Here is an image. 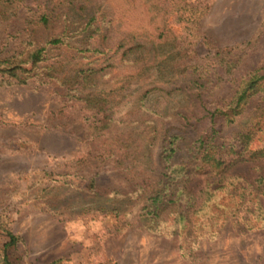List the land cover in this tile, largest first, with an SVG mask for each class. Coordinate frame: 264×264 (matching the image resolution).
<instances>
[{
  "label": "rangeland",
  "instance_id": "obj_1",
  "mask_svg": "<svg viewBox=\"0 0 264 264\" xmlns=\"http://www.w3.org/2000/svg\"><path fill=\"white\" fill-rule=\"evenodd\" d=\"M39 1L23 0L0 21L2 55L15 53L12 62L27 81L0 73V264L8 231L21 238L8 249L15 264H264V229L228 224L218 236L159 235L142 226L141 203L118 218L83 199L95 185L107 192L134 186L113 163L99 161V143L113 142L128 123L143 126L147 116L186 106L192 67L208 70L218 85L211 99L221 104L252 71L264 72V0L94 2L98 23H112L111 44L135 31L140 46L125 53L114 45L76 59L77 68L99 71L97 86L84 93L31 72L28 52L21 54L30 51L25 21ZM56 53L45 63L60 59ZM96 95L106 96L101 111ZM260 101L258 94L247 110ZM253 166L233 171L253 176ZM53 196L64 205L50 208Z\"/></svg>",
  "mask_w": 264,
  "mask_h": 264
},
{
  "label": "trees",
  "instance_id": "obj_2",
  "mask_svg": "<svg viewBox=\"0 0 264 264\" xmlns=\"http://www.w3.org/2000/svg\"><path fill=\"white\" fill-rule=\"evenodd\" d=\"M22 2L0 0V21L15 15ZM94 2L111 4L108 0L39 1L38 9L25 21L28 36L24 44L30 51L21 52H28L34 66L31 72L42 70L47 79L68 91L84 93L87 87L97 86L99 71L84 65L77 68L76 59L89 57L85 52H103L114 45L125 47V53L139 48L135 31L124 32L125 38L110 43L112 23L104 21L101 28ZM120 5L117 10H121ZM131 26L135 30L141 27ZM3 50L0 44V73L26 83L21 78L24 73L12 62L15 53L5 57ZM50 51H57L61 58L46 64ZM191 69L185 77L190 88L186 106L174 108L169 115L147 116L143 126L128 123L113 142L105 139L99 143V161L113 163L134 186L107 192L95 185L83 199H91L89 203L93 202L97 211L118 218L133 204L141 203L142 226L159 235L218 236L228 224L264 229V103L247 110L258 94L264 95V72L252 71L231 100L221 104L211 99L218 85L208 70L204 66ZM105 97H94L100 111L107 103ZM84 100L91 103L90 98ZM248 163L254 164L256 175L234 173L236 166ZM47 205L54 209L64 202L53 196ZM7 234L2 262L15 264L8 249L17 246L21 238L12 231Z\"/></svg>",
  "mask_w": 264,
  "mask_h": 264
}]
</instances>
